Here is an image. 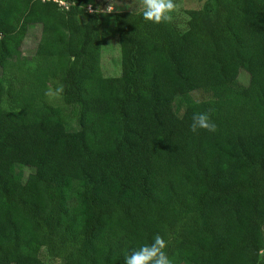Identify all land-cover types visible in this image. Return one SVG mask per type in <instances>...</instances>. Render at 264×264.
<instances>
[{"label":"trees","instance_id":"16d2710c","mask_svg":"<svg viewBox=\"0 0 264 264\" xmlns=\"http://www.w3.org/2000/svg\"><path fill=\"white\" fill-rule=\"evenodd\" d=\"M210 1L209 31L114 11L108 77L96 0H0V264H124L157 234L171 264H264V0Z\"/></svg>","mask_w":264,"mask_h":264},{"label":"rangeland","instance_id":"374dc122","mask_svg":"<svg viewBox=\"0 0 264 264\" xmlns=\"http://www.w3.org/2000/svg\"><path fill=\"white\" fill-rule=\"evenodd\" d=\"M62 3L63 0H57ZM175 10L170 13V17L179 21L181 25L186 21L187 15L185 10L189 9H202L207 18L204 26V31H209L216 23V6L210 0H173ZM134 7L142 8V0H96L95 10L100 15V40H101V54H102V69L105 76H117L120 74V57H118V43L116 37V28L112 13L118 10H128ZM91 10V9H89ZM36 45V39L33 36L24 38L22 51L25 54H31ZM236 76L242 83H246L248 75L241 69H237ZM56 100L58 99V94ZM70 124H74L76 116V108H69ZM19 172L26 175L29 170L27 168L19 169ZM40 255L44 264H60L59 261L51 260L44 249L40 251Z\"/></svg>","mask_w":264,"mask_h":264},{"label":"clouds","instance_id":"9594fccd","mask_svg":"<svg viewBox=\"0 0 264 264\" xmlns=\"http://www.w3.org/2000/svg\"><path fill=\"white\" fill-rule=\"evenodd\" d=\"M143 7L140 15L145 21L153 23L167 22L170 20V13L175 10L173 0H142ZM57 91H60L58 89ZM191 130L207 129L215 131V125L209 120L206 113L194 114ZM166 243L159 235H155L150 244H142L131 254L124 258V264H171L165 252Z\"/></svg>","mask_w":264,"mask_h":264},{"label":"built area","instance_id":"2783aa9c","mask_svg":"<svg viewBox=\"0 0 264 264\" xmlns=\"http://www.w3.org/2000/svg\"><path fill=\"white\" fill-rule=\"evenodd\" d=\"M64 2L60 3V4H63Z\"/></svg>","mask_w":264,"mask_h":264}]
</instances>
